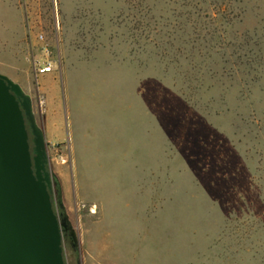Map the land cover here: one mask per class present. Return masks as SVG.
<instances>
[{
	"label": "rangeland",
	"instance_id": "obj_1",
	"mask_svg": "<svg viewBox=\"0 0 264 264\" xmlns=\"http://www.w3.org/2000/svg\"><path fill=\"white\" fill-rule=\"evenodd\" d=\"M30 4L0 72L33 98L81 264H264V0ZM38 31L54 61L39 76ZM173 94L182 122L153 136L151 102L170 126ZM197 120L218 143L187 136ZM70 121L107 136H70Z\"/></svg>",
	"mask_w": 264,
	"mask_h": 264
},
{
	"label": "water",
	"instance_id": "obj_2",
	"mask_svg": "<svg viewBox=\"0 0 264 264\" xmlns=\"http://www.w3.org/2000/svg\"><path fill=\"white\" fill-rule=\"evenodd\" d=\"M47 149L32 96L0 72V264H66L64 230L77 238L54 209Z\"/></svg>",
	"mask_w": 264,
	"mask_h": 264
},
{
	"label": "crops",
	"instance_id": "obj_3",
	"mask_svg": "<svg viewBox=\"0 0 264 264\" xmlns=\"http://www.w3.org/2000/svg\"><path fill=\"white\" fill-rule=\"evenodd\" d=\"M31 4L30 0H0V45H20L24 42L26 38V26L29 24L31 30L32 26V16H31ZM28 14L27 17L25 14ZM26 18L28 21H26ZM27 23V24H26ZM32 32V31H30ZM50 73V72H49ZM6 75H11L9 73H4ZM48 74V73H46ZM45 75V74H44ZM174 95V104H171L174 112L168 113L170 118V127L167 125L168 120L166 121V105L162 100H157L151 102V110L155 115V126L156 134L153 136H161L162 138L165 135L166 127L174 131L182 122V116L186 113V105L179 99L177 94ZM146 104H149L146 102ZM65 125V123L63 122ZM130 126V127H129ZM53 121L51 118H46L45 130L46 133L52 135ZM68 130L70 136H107V126L100 125L96 128H93L92 125H84L83 128H80L70 121L68 124ZM124 136H133L132 135V124H127ZM187 136H194V139H199V136H212L210 137L214 140V143H218L220 139V131L216 129L211 124L207 123L204 120H197V122L189 129ZM217 140V141H215Z\"/></svg>",
	"mask_w": 264,
	"mask_h": 264
},
{
	"label": "flooded vegetation",
	"instance_id": "obj_4",
	"mask_svg": "<svg viewBox=\"0 0 264 264\" xmlns=\"http://www.w3.org/2000/svg\"><path fill=\"white\" fill-rule=\"evenodd\" d=\"M29 135L30 137L33 135L31 134V131L29 129ZM47 170L53 171L51 166L49 165V161L47 164ZM52 183L50 187V194L53 202L54 209L56 212L63 217V214H65L66 210L62 206V191L59 179L57 176L52 175ZM77 238L72 234L70 230H64L63 232V247H64V258L66 264H81L80 261V250H79V239H78V233L76 231Z\"/></svg>",
	"mask_w": 264,
	"mask_h": 264
},
{
	"label": "built area",
	"instance_id": "obj_5",
	"mask_svg": "<svg viewBox=\"0 0 264 264\" xmlns=\"http://www.w3.org/2000/svg\"><path fill=\"white\" fill-rule=\"evenodd\" d=\"M34 37L36 41L41 44L42 52L44 53V55L35 62L36 75L39 76L52 72L54 69V61L50 57L51 48L47 36L44 32L38 31L34 34Z\"/></svg>",
	"mask_w": 264,
	"mask_h": 264
},
{
	"label": "trees",
	"instance_id": "obj_6",
	"mask_svg": "<svg viewBox=\"0 0 264 264\" xmlns=\"http://www.w3.org/2000/svg\"><path fill=\"white\" fill-rule=\"evenodd\" d=\"M30 143H31V146L33 147L32 136L30 137Z\"/></svg>",
	"mask_w": 264,
	"mask_h": 264
}]
</instances>
